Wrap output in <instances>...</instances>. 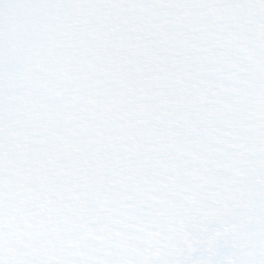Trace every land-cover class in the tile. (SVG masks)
I'll use <instances>...</instances> for the list:
<instances>
[{
    "label": "snow or ice",
    "instance_id": "obj_1",
    "mask_svg": "<svg viewBox=\"0 0 264 264\" xmlns=\"http://www.w3.org/2000/svg\"><path fill=\"white\" fill-rule=\"evenodd\" d=\"M0 264H264V0H0Z\"/></svg>",
    "mask_w": 264,
    "mask_h": 264
}]
</instances>
